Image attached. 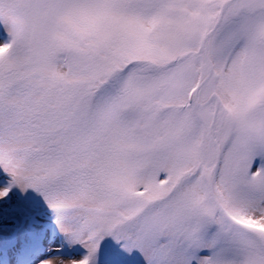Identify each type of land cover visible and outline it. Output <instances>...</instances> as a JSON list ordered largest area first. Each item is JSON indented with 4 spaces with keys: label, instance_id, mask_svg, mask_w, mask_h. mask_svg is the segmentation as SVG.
Instances as JSON below:
<instances>
[{
    "label": "snow or ice",
    "instance_id": "6c2138e0",
    "mask_svg": "<svg viewBox=\"0 0 264 264\" xmlns=\"http://www.w3.org/2000/svg\"><path fill=\"white\" fill-rule=\"evenodd\" d=\"M0 264H264V0H0Z\"/></svg>",
    "mask_w": 264,
    "mask_h": 264
}]
</instances>
